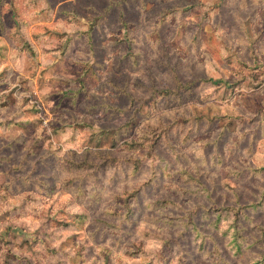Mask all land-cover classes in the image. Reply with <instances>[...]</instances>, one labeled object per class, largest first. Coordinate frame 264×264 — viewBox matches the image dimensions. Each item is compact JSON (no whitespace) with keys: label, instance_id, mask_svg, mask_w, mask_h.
Wrapping results in <instances>:
<instances>
[{"label":"rangeland","instance_id":"obj_1","mask_svg":"<svg viewBox=\"0 0 264 264\" xmlns=\"http://www.w3.org/2000/svg\"><path fill=\"white\" fill-rule=\"evenodd\" d=\"M263 227L264 0H0V264H264Z\"/></svg>","mask_w":264,"mask_h":264},{"label":"trees","instance_id":"obj_2","mask_svg":"<svg viewBox=\"0 0 264 264\" xmlns=\"http://www.w3.org/2000/svg\"><path fill=\"white\" fill-rule=\"evenodd\" d=\"M121 17H123V15H121ZM199 123L200 121H202V119H195V120H190ZM164 126V124L162 122H160V127ZM165 129V128H164ZM153 130V129H152ZM152 130H143L142 131V135H138L137 138L132 139L129 142H126L125 144L122 145V149L126 152H133V151H151V152H155L154 150V144L156 143L155 141H153V138L155 136L152 135ZM99 157H101L102 159H111L112 155L111 153H105L104 152H100L98 153ZM140 160V158H138ZM138 159L133 160V167L134 169H138L140 167V164H138ZM93 163H86V162H82L81 165L79 163H75L74 165L70 166L71 169L73 170H82L83 168H93L94 166L92 165ZM166 203L172 205V206H176V204L173 201H166ZM263 206V202H259V203H253L250 205H242V204H236V206H229V207H224V208H218L215 207V209L213 210L217 215V219L215 220L214 224L215 225H219L220 221L223 219V214L226 215V217H231L233 218V222L230 224L229 228H228V232L227 234H230L231 231H233L231 233L232 238L234 243L237 245V247H240V243L239 240L241 238V233H240V227H241V223L240 221L242 219L245 220H250L251 218H249L248 213H254V212H259L261 210ZM208 211V210H207ZM187 214H189V216H187V222H183L182 221V226L184 225L185 228L190 229V227H193V229H195V231H199L201 234V231L198 229L197 224L194 222V219L199 215V210L198 209H194L193 211H190L189 213L187 212ZM213 214V213H212ZM206 215V213L204 214ZM262 229V233H264V227L260 228ZM186 230V229H185ZM205 237H208L205 235ZM238 249V248H237Z\"/></svg>","mask_w":264,"mask_h":264}]
</instances>
